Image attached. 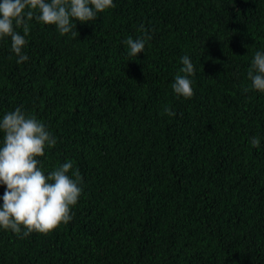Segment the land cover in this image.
Listing matches in <instances>:
<instances>
[{
  "label": "trees",
  "instance_id": "obj_1",
  "mask_svg": "<svg viewBox=\"0 0 264 264\" xmlns=\"http://www.w3.org/2000/svg\"><path fill=\"white\" fill-rule=\"evenodd\" d=\"M115 5L74 36L33 21L24 64L0 40V117L42 120L57 138L45 172L71 160L83 188L48 234L0 229V264H264V94L247 78L264 0ZM141 25L146 55L129 57ZM184 55L190 99L171 87Z\"/></svg>",
  "mask_w": 264,
  "mask_h": 264
},
{
  "label": "clouds",
  "instance_id": "obj_2",
  "mask_svg": "<svg viewBox=\"0 0 264 264\" xmlns=\"http://www.w3.org/2000/svg\"><path fill=\"white\" fill-rule=\"evenodd\" d=\"M115 6V0H0V40L10 38L16 62L24 64L29 60L25 49L33 21L55 26L61 36H74L78 23L92 24ZM139 30L142 35L124 40L129 57L146 55V45L152 39L142 25ZM180 64L171 87L177 98L190 99L195 66L188 55L180 58ZM247 78L251 90L264 94V49L255 52ZM164 112L176 116L171 107H165ZM0 133V187L5 189L0 196V229L27 237L33 232L48 234L68 224L83 194L80 171L68 160L46 173L39 159L55 148L57 138L42 120L22 107L0 117ZM250 144L259 150L262 138L252 137Z\"/></svg>",
  "mask_w": 264,
  "mask_h": 264
}]
</instances>
